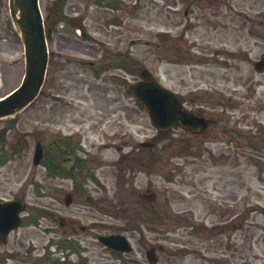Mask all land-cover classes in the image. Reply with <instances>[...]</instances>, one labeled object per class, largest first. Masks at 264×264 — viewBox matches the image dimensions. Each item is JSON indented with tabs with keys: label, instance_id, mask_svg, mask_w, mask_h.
<instances>
[{
	"label": "rangeland",
	"instance_id": "rangeland-1",
	"mask_svg": "<svg viewBox=\"0 0 264 264\" xmlns=\"http://www.w3.org/2000/svg\"><path fill=\"white\" fill-rule=\"evenodd\" d=\"M52 1L39 0L46 29L59 10ZM185 1L119 0L120 10L112 12L104 7L107 0H64L61 14L80 19L81 28L56 20L48 39L50 57L58 52L70 61L61 60V74L54 76L49 59L43 91H62L64 103L72 99L75 111L58 107L56 113L52 100L40 96L15 116L0 119L6 144L2 149L0 144V158L9 156L0 166V197H22L32 220L12 230L0 247L16 256L30 249L32 257L48 256L44 264L68 251L72 240L87 245L89 264H264V67L253 66L264 55V0ZM113 15L120 26L107 24ZM158 33L164 34L162 43ZM95 42L119 49L129 70L116 72L129 82L146 67L192 106L218 108L210 93L220 92L221 104L228 102L225 114L238 122L235 144L242 145L245 127V156L235 147L229 160H213V131L201 136L157 131L124 83L108 76L104 89L110 104L97 97L102 85L87 82L90 71L71 63ZM23 72L19 30L8 0H0V96L19 84ZM53 80L57 88L50 87ZM114 98L120 101L116 111ZM77 128L80 145L76 137L70 144L60 141L58 153L51 144L56 132ZM38 140L48 165L32 162ZM67 192L73 194L68 206ZM149 193H155L154 200L145 197ZM94 233H124L132 250L116 257ZM151 246L156 263L146 258ZM10 264L24 261L18 256Z\"/></svg>",
	"mask_w": 264,
	"mask_h": 264
},
{
	"label": "water",
	"instance_id": "water-1",
	"mask_svg": "<svg viewBox=\"0 0 264 264\" xmlns=\"http://www.w3.org/2000/svg\"><path fill=\"white\" fill-rule=\"evenodd\" d=\"M9 8L14 23L21 31L25 66L21 83L9 95L0 99V118L21 110L36 97L43 83L48 55L38 1L9 0ZM262 63L263 60L256 63V66L260 67ZM140 77L141 79L131 88L146 108L153 126L159 129L190 127L195 130L202 124V120L186 110L179 97L154 80L147 69L141 70ZM41 158L42 148L40 142H37L33 153V163H39ZM64 201L69 204L71 195L66 194ZM23 208L24 202L20 198L0 201V238L3 239L9 230L20 224L19 211ZM98 239L106 246L120 251L131 249L126 237L122 234L100 235ZM147 257L151 262L155 261L153 248L147 251Z\"/></svg>",
	"mask_w": 264,
	"mask_h": 264
},
{
	"label": "flooded vegetation",
	"instance_id": "flooded-vegetation-1",
	"mask_svg": "<svg viewBox=\"0 0 264 264\" xmlns=\"http://www.w3.org/2000/svg\"><path fill=\"white\" fill-rule=\"evenodd\" d=\"M112 12H114V9L109 8ZM116 10V9H115ZM84 35V33L82 34ZM99 50V52H93ZM92 51V52H91ZM58 52L52 53V62H53V75L56 76L57 74H61L60 65H62L61 60L64 62L70 61L67 57L59 58ZM78 58L71 59V63H74L75 65H83L90 71V76L87 78V82H92L96 85L97 88L102 85L103 90L96 89V95L97 97L101 98L103 101H107V103L110 104V102L107 100V94L106 89H104L105 85V79L106 76L113 78L117 81V83L120 81L119 79V73L116 71L120 70V59L121 54L118 49L111 51L110 49H107L106 46L103 43H94L92 46H86L83 50L80 49L79 52L76 53ZM64 66V65H62ZM81 77L84 76L81 74ZM82 80V79H81ZM55 83V80L51 81L50 87L53 88L54 86L57 88V84ZM95 85L93 88H95ZM87 91H92L88 85ZM64 88L61 87V90ZM60 90V91H61ZM58 90H55L54 92L44 93L40 96L42 97H48L50 100H52L53 105L57 106L56 113L59 111L58 107H62L61 111H67V112H73L75 111V106L73 107L69 103H74V101L71 99L68 104L64 103V94L63 92H57ZM79 91L77 90V94ZM83 97H86V95L82 92ZM210 95L214 98L215 105L218 106V108H214V104L211 105V107H208L206 104H203L202 102H199L195 105L194 112L197 116L203 117L205 119V125L203 127H200V129L195 133V136H201V135H207L209 132H212V138L211 142L215 146L214 149H209L210 151V157L213 160L221 159L224 161H227L231 158L234 148L242 152L243 156H245V127L243 131H241V136L243 138L242 145L241 143H234L233 142V132H239L238 128L235 127L234 121L231 120V117L228 114H225V111L227 109L226 106H223L221 103L223 102V97L220 92H216L215 90H211ZM39 96V97H40ZM80 96L79 94L77 95ZM184 98V101H187L186 96H182ZM202 98V97H201ZM201 98H199V101H203ZM116 99V100H115ZM115 100V106L113 108V111H116L120 107V101L118 98H114ZM75 104V103H74ZM221 105V106H220ZM103 110H105L102 106H100ZM102 112V110H101ZM83 119H80V125L83 126ZM74 122L77 120L74 118ZM243 120L245 121V114L243 115ZM101 122L99 121L96 124V127H99ZM78 131H71L70 136H75L78 140V142H81V139L79 137V133L81 134V128H77ZM79 132V133H78ZM68 136V135H65ZM59 133L56 132L55 139L53 142L57 144ZM199 138V137H198ZM197 140V139H196ZM201 141V139H200ZM80 144V143H79ZM58 150V148H57ZM61 150V149H59ZM215 152V153H214ZM203 156L202 151L200 149L199 157ZM24 222V218H23ZM72 225V224H71ZM81 230L83 231L84 228L82 227ZM72 238H74L72 236ZM7 241V238L4 241H0V243H5ZM73 245H69V250L64 252L62 251V255H57L50 258L51 264H89V255L86 254L88 251L87 245L82 244L77 246L74 240H72ZM1 245V244H0ZM81 248V249H80ZM27 255H18L20 258L23 259L24 264H41V257L36 255L33 256L30 255V250L24 251ZM102 253V252H101ZM16 251L10 250L9 248L6 249L3 246L0 247V264H10V260L17 259L18 256Z\"/></svg>",
	"mask_w": 264,
	"mask_h": 264
},
{
	"label": "trees",
	"instance_id": "trees-1",
	"mask_svg": "<svg viewBox=\"0 0 264 264\" xmlns=\"http://www.w3.org/2000/svg\"><path fill=\"white\" fill-rule=\"evenodd\" d=\"M56 5L60 8L61 7V4H59V1L56 3ZM59 12H60V9H59ZM160 47H161V45H160ZM44 163L46 164V165H48V162L46 161V158L44 159Z\"/></svg>",
	"mask_w": 264,
	"mask_h": 264
}]
</instances>
